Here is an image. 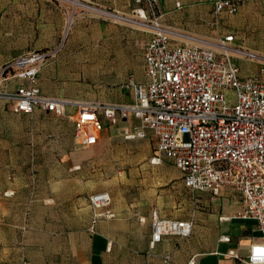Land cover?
Wrapping results in <instances>:
<instances>
[{"label": "crops", "instance_id": "1", "mask_svg": "<svg viewBox=\"0 0 264 264\" xmlns=\"http://www.w3.org/2000/svg\"><path fill=\"white\" fill-rule=\"evenodd\" d=\"M77 1L0 0V88L4 93H13L26 80L16 75L17 68L4 73L2 68L20 56L45 52L48 57L38 76L44 95L110 104L133 102V93L125 84L130 78L147 81L144 56L152 30L94 10L132 17L136 5L131 0ZM236 1L237 13L217 14L216 0H157L161 23L172 30L174 45L217 41L233 33L235 45L259 55L257 59L235 57L241 77L264 81V0ZM69 107L74 112H68ZM77 110L76 105H68L66 115L38 109L28 116L15 111L13 100L0 97V264H22L24 257L29 264H166L168 253L169 264L192 260L196 264H247L249 247L263 240L262 232L253 220L221 219L243 208L240 193L227 186L218 196L198 194L203 211H193L196 202H201L193 197L185 202L189 211L181 213L163 210L161 196H147L146 206L124 198L122 205L111 207L116 217L100 220L91 233L94 208L89 198L105 191L93 179L97 175L92 172L97 165L93 154L98 148L108 146L106 155L120 148L131 153L129 162L149 158L158 171L176 166L168 158L151 163L159 152L150 129L144 137L126 138L139 123L133 115L110 121L100 112L103 130L99 141L92 146L75 142L79 150L71 156L82 171L67 173L68 142L75 134L69 116ZM66 117L71 121L70 133L61 120ZM179 172L149 181L173 188L181 177L185 186ZM9 190L12 195L5 194ZM177 201L176 195L171 203ZM154 212L162 218L197 216L192 235L164 236L151 248ZM224 235L231 240L223 241ZM230 250L238 257L231 256Z\"/></svg>", "mask_w": 264, "mask_h": 264}, {"label": "built area", "instance_id": "2", "mask_svg": "<svg viewBox=\"0 0 264 264\" xmlns=\"http://www.w3.org/2000/svg\"><path fill=\"white\" fill-rule=\"evenodd\" d=\"M131 1L136 5L134 16L123 18L153 32L144 56L147 81L140 83L130 78L125 84L133 93L132 103H98L44 95L38 76L48 57L45 52H32L6 64L2 73L17 68L16 75L26 83L11 94L0 88V97L13 100L15 111L28 116L38 109L66 115V107L76 105L77 113L69 117L74 123L75 142L82 146L99 141L103 130L100 112L110 121L133 115L139 123L126 138L144 137L150 129L157 138L159 152L151 158L152 164L170 159L192 191L218 196L227 186L240 193L243 208L221 219L256 222L263 240L250 245L244 262L264 264V81L258 77L242 78L235 62L236 56L257 59L259 55L234 45L233 33L217 41L174 45L172 30L161 23L157 0ZM215 11L235 14L238 2L216 0ZM5 194L12 195L13 191ZM89 199L94 212L88 229L95 233L100 220L112 219L116 213L111 208L109 192L94 193ZM194 225V218H162L154 212L150 247L155 248L164 236L189 238ZM221 239L229 242L231 237L224 235ZM229 254L238 257L234 250ZM170 260L168 253L164 262L169 264ZM22 264H29L25 257ZM190 264L196 263L192 260Z\"/></svg>", "mask_w": 264, "mask_h": 264}, {"label": "rangeland", "instance_id": "3", "mask_svg": "<svg viewBox=\"0 0 264 264\" xmlns=\"http://www.w3.org/2000/svg\"><path fill=\"white\" fill-rule=\"evenodd\" d=\"M106 15L109 16V18L120 20L119 18L112 17L111 15ZM68 112H74V107H69ZM51 116L54 118H59L55 114H51ZM61 120L66 121L65 126L67 128V131L70 133V130H72L70 119L66 117ZM17 123L20 124V121ZM68 143L71 148L70 150H68L66 165L64 167H66L67 173L77 174L78 172L82 171V169H79L80 167L78 166V164H74V159L71 156L72 152L79 150V146L75 143L74 140V134L70 136ZM106 148H108V146H103L102 148H98L94 152L93 158H96L97 165L95 167L96 170H92V172L97 173V175L94 176L93 179L98 182L100 189L109 191L112 194L113 202L111 204V207H113L114 205H122L124 203V198L128 200L129 197L131 198V203L146 206L147 196H155L157 197V199L161 196L160 205H162L163 210L169 209L175 213H181L189 211L185 202L190 197H193V201L195 199L201 200V202L198 201L193 206V211H203L201 208L203 207L202 197L198 196V194H202L203 192L191 191L186 188L183 185L181 177L175 180V183L173 184L175 187L173 188H171L170 184L160 186L154 185L152 181H149L153 177H164L165 175L180 173L176 167H173L170 170L164 172L158 171L149 164V158L138 161L132 160L129 162V160L132 159V157H130L131 153L123 152L120 148H117L116 150H113V152H109L106 155ZM145 179L148 180L147 183H145ZM155 188H157L158 190L157 193L151 194V192H153V189ZM176 195L178 196L177 203H171V200H173L174 202V197ZM176 218L180 219L181 216H178ZM195 222L197 223V216H195Z\"/></svg>", "mask_w": 264, "mask_h": 264}, {"label": "bare ground", "instance_id": "4", "mask_svg": "<svg viewBox=\"0 0 264 264\" xmlns=\"http://www.w3.org/2000/svg\"><path fill=\"white\" fill-rule=\"evenodd\" d=\"M73 1V0H72ZM74 1H77V0H74ZM78 2V1H77ZM80 2H78V4H79ZM94 10H96V11H98V12H101L99 9H94ZM110 15H112V16H114V17H116V18H119V19H123V20H126V21H131V19L129 20L128 18H123V16L122 15H118V14H110Z\"/></svg>", "mask_w": 264, "mask_h": 264}]
</instances>
